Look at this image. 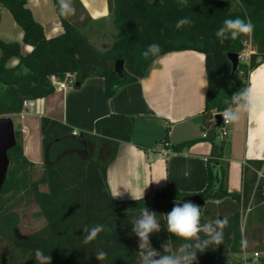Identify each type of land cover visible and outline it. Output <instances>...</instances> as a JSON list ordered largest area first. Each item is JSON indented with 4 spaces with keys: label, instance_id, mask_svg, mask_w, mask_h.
<instances>
[{
    "label": "trees",
    "instance_id": "obj_1",
    "mask_svg": "<svg viewBox=\"0 0 264 264\" xmlns=\"http://www.w3.org/2000/svg\"><path fill=\"white\" fill-rule=\"evenodd\" d=\"M53 3L63 30L47 38L25 0H0L20 26L22 43L31 46L30 52L22 54L21 43L0 39V116L21 112L26 99L51 94L55 90L52 76L62 79L68 74L74 85L100 76L109 98L123 85L145 77L154 61L167 52L191 49L203 53L207 90L201 123L212 151L207 159V185L198 193L203 199L201 222L231 214L230 250L240 252L242 212L252 203L264 202V177L258 178L256 173L264 162L250 160L243 165L241 192H227V165L219 160L223 141L218 130L222 123L213 119L227 107L225 99L248 86L250 71L264 62V0H188L186 7L178 0H108L115 33L110 45L102 49L89 38L91 18L79 0H74L76 14L71 17L59 14L58 0ZM184 17L193 24L176 29V22ZM237 17L250 20L254 32L221 42L216 31L225 19ZM247 41L252 51L232 71L227 53L240 55ZM153 43L160 45L161 52L145 59L141 53ZM11 57H17L18 62L8 67ZM118 59L123 60L122 75L113 71ZM134 121L132 115L110 113L100 134H73L71 128L43 117L40 167L24 156L21 131L14 128L15 144L7 154L9 165L0 190V264H36V248L51 256V264H137L138 237L132 234L129 221L144 206L161 220V232L150 236L155 249L162 251L161 244L169 239L173 247L183 243L166 231L163 214L176 201H187L189 194L164 189L165 198L145 195L144 200L135 201L115 199L108 191L107 166L115 158L118 144L131 140ZM196 140L167 148L185 151ZM105 144L108 148L102 149ZM164 201H169L167 206ZM29 203L37 206L35 215L43 222L37 229L23 233L16 209ZM96 224L104 225L105 231L84 245L82 229ZM101 250L107 253L103 262L95 257Z\"/></svg>",
    "mask_w": 264,
    "mask_h": 264
},
{
    "label": "crops",
    "instance_id": "obj_2",
    "mask_svg": "<svg viewBox=\"0 0 264 264\" xmlns=\"http://www.w3.org/2000/svg\"><path fill=\"white\" fill-rule=\"evenodd\" d=\"M79 1L91 18L90 40L93 42L94 38L111 33L109 29L114 27L108 0ZM25 2L47 38L62 32L53 0ZM22 35L20 26L0 4V39L21 43V53L26 54L31 46L22 43ZM251 51L250 45L245 54L248 56ZM17 62V57H11L7 66L13 67ZM261 66L264 62L250 71L248 86L250 81L256 82ZM54 78L51 77V81ZM206 90L204 54L191 49L176 50L159 56L145 77L123 85L109 98L105 95L103 78L93 76L78 86L55 87L51 94L34 99L31 108L8 116L14 128L21 131L24 156L40 167L43 163V117L77 132L98 135L110 113L132 115L135 117L132 138L118 144L116 156L106 169L110 195L113 197L114 193L121 192L122 195L115 199L125 200L132 199L131 193L135 196L144 193L145 196L169 189L192 196L198 195L207 185V159L212 151L210 141L203 136L206 131L201 123ZM224 130L220 136L223 146L219 160L227 165L225 188L229 193H240L242 166L250 160L264 162V125L253 123L245 116L238 124L226 123ZM189 139L197 140L185 151L161 152L164 142L169 146ZM106 148L108 144L102 147ZM261 168L264 169V165ZM187 201L190 200L187 198ZM168 203L164 201L166 206ZM224 217L228 225L223 230V243L197 253L196 264H264V202L252 203L242 212V240L247 241V247L240 252L230 250L232 216H219ZM254 252L258 255L254 256Z\"/></svg>",
    "mask_w": 264,
    "mask_h": 264
},
{
    "label": "clouds",
    "instance_id": "obj_3",
    "mask_svg": "<svg viewBox=\"0 0 264 264\" xmlns=\"http://www.w3.org/2000/svg\"><path fill=\"white\" fill-rule=\"evenodd\" d=\"M181 6H187L188 0H178ZM59 14L64 17H71L76 14L74 0H58ZM193 21L184 17L176 22V29H182L184 26L192 25ZM254 25L250 20H244L239 17L235 19H225L215 36L221 41L236 40L240 36H251L254 32ZM161 52L160 45L150 44L142 53L145 59L159 56ZM256 82L249 83L235 92L224 103L227 107L219 113L223 117L224 123L238 124L241 119L247 116L253 123L264 125V66L257 70ZM122 195L121 192L114 193L117 198ZM132 199L144 200V193L141 196H135L131 193ZM165 217V229L171 235L175 236L183 243L173 247L170 239L161 244V249H155L150 240L154 233L161 232V220L158 219L155 211L143 207L138 216L130 219L132 225V234L138 237L137 264H196L197 253H203L209 247L219 246L223 243V230L228 225L226 217H217L214 220H208L202 223L201 207L192 201L182 203L175 202L172 209L163 214ZM83 241L88 245L95 241L100 233L105 231V226L96 224L91 227L84 226ZM241 247H247V241H241ZM95 257L103 262L107 259L105 251H97ZM34 259L36 264H51V256L44 252L34 249Z\"/></svg>",
    "mask_w": 264,
    "mask_h": 264
},
{
    "label": "water",
    "instance_id": "obj_4",
    "mask_svg": "<svg viewBox=\"0 0 264 264\" xmlns=\"http://www.w3.org/2000/svg\"><path fill=\"white\" fill-rule=\"evenodd\" d=\"M227 57L231 63V69L234 71L239 62V55L234 52H228ZM113 71L119 75L123 74V60L118 59L114 64ZM78 85V82L75 83ZM216 123L221 122V115L216 113L214 115ZM15 144L14 125L10 116H0V190L5 181L6 173L9 165L8 151ZM166 192L164 190L157 191L153 194V199L165 198ZM188 199L197 205L203 203V199L199 195L189 196Z\"/></svg>",
    "mask_w": 264,
    "mask_h": 264
},
{
    "label": "rangeland",
    "instance_id": "obj_5",
    "mask_svg": "<svg viewBox=\"0 0 264 264\" xmlns=\"http://www.w3.org/2000/svg\"><path fill=\"white\" fill-rule=\"evenodd\" d=\"M109 32L107 33L104 37H96L93 39L94 44L96 45L97 48L102 49L106 46H109L112 38H113V33H115V29H109ZM249 42L245 44V48L242 51L241 61H246L248 56L245 54L247 50H249ZM226 130V129H225ZM38 210L37 206L33 203H29L28 205H22L16 209V211L19 214L20 222H19V229L23 233H29L38 227L41 226L43 219L37 215H35L36 211ZM256 214H260L257 212ZM262 256H264V253H262Z\"/></svg>",
    "mask_w": 264,
    "mask_h": 264
},
{
    "label": "built area",
    "instance_id": "obj_6",
    "mask_svg": "<svg viewBox=\"0 0 264 264\" xmlns=\"http://www.w3.org/2000/svg\"><path fill=\"white\" fill-rule=\"evenodd\" d=\"M240 58H241V55H239V59ZM52 77H54V76H52ZM55 78H54V81H52V83L55 85V87L60 88V89L66 87L68 85H73V83H74L72 77L70 75H68V74L64 75V77L62 79H58V78L55 79ZM33 105H34V99H26V100H24L23 103H22V111H25L28 108H31ZM213 120H214V122H216L215 119H213ZM221 123H222V126L218 130V133H219L220 136L225 133L224 125L226 124V123H224L222 116H221ZM72 133L73 134H77L78 132L76 130H73ZM205 135H206V133H203L204 137H205ZM167 147H168V143L164 142L162 144L161 152H164L165 150H168ZM256 173H257V177L258 178L259 177H264V169L261 168V169L257 170ZM257 255H258V252H254V256H257Z\"/></svg>",
    "mask_w": 264,
    "mask_h": 264
}]
</instances>
